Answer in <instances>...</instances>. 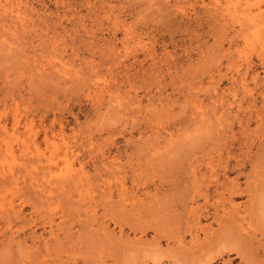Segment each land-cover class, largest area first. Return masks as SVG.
Returning <instances> with one entry per match:
<instances>
[{
	"label": "rangeland",
	"instance_id": "374dc122",
	"mask_svg": "<svg viewBox=\"0 0 264 264\" xmlns=\"http://www.w3.org/2000/svg\"><path fill=\"white\" fill-rule=\"evenodd\" d=\"M0 264H264V0H0Z\"/></svg>",
	"mask_w": 264,
	"mask_h": 264
}]
</instances>
